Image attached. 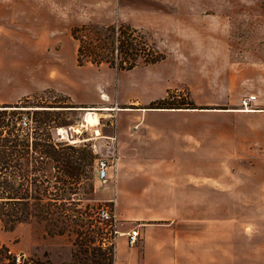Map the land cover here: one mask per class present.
Wrapping results in <instances>:
<instances>
[{"label": "rangeland", "instance_id": "obj_1", "mask_svg": "<svg viewBox=\"0 0 264 264\" xmlns=\"http://www.w3.org/2000/svg\"><path fill=\"white\" fill-rule=\"evenodd\" d=\"M88 24L131 26L149 47L168 59L169 68L176 71L173 88L165 98L168 105L220 107L227 103L219 100L223 93L241 87L230 76L241 64L264 68V0H0V106L18 104L62 110L52 117L62 125L54 137L68 145H86L95 155L94 164L88 169L93 178L92 193L77 204L87 223L82 237L71 231L63 235L52 233L45 223L34 219L17 224L12 230L0 224V244L9 250L8 259L0 264H100L92 261L99 250L106 255L105 259L98 258L102 260L99 262L110 264L108 258L113 257L114 249L109 245L111 230L98 217L101 208H113L104 201L112 190L98 179V170L99 162L113 154L115 142L110 138L115 135L116 125L114 113L101 109L137 106L118 104L125 99L148 109L151 103H144L143 85L149 73L144 68L153 64L139 62L135 70L128 72L104 64L78 68L73 64V46L68 38L74 27ZM41 25L63 28L64 50L53 52L57 66L39 69L38 73L55 82L42 89L22 87L24 84L19 86L18 82L26 86L33 79V68L28 66L45 55L37 52L34 41L39 38L32 31ZM38 63L42 66V60ZM70 66L82 74L86 83L81 99L72 93L76 85L75 75L67 74ZM168 73L159 64L150 75L165 77ZM32 109H21L23 127L27 122L35 125V116L29 111ZM88 113L98 116L97 126L84 124ZM59 129L67 133H63L64 139ZM260 153L264 165V150ZM261 168L256 185L248 192H264V166ZM75 188L86 191L83 180ZM72 204L67 202L64 208L71 209Z\"/></svg>", "mask_w": 264, "mask_h": 264}, {"label": "crops", "instance_id": "obj_2", "mask_svg": "<svg viewBox=\"0 0 264 264\" xmlns=\"http://www.w3.org/2000/svg\"><path fill=\"white\" fill-rule=\"evenodd\" d=\"M62 29H32L37 52L45 55L28 66L31 82L19 86L42 89L55 82L38 73L57 66L53 52L64 50ZM68 41L77 65L71 32ZM167 61L145 66V105L172 90L176 71ZM159 64L168 76L150 75ZM76 71L70 66L67 74L75 75L72 93L81 99L86 83ZM230 76L241 87L223 93L219 100L227 103L220 107L147 109L128 99L118 104L137 106L110 107L115 167L103 183L112 190L104 201L118 219L113 263L264 264V192H248L264 166V68L241 64ZM248 96H256L258 105L251 111L240 104ZM134 229L139 239L132 246L128 234Z\"/></svg>", "mask_w": 264, "mask_h": 264}, {"label": "trees", "instance_id": "obj_3", "mask_svg": "<svg viewBox=\"0 0 264 264\" xmlns=\"http://www.w3.org/2000/svg\"><path fill=\"white\" fill-rule=\"evenodd\" d=\"M71 35L78 42L79 67L104 64L128 72L139 66V62L151 65L165 59L131 26L88 24L74 27ZM166 102L167 99L153 102L148 109H195ZM22 108H33L29 111L35 116V125L30 122L21 125ZM52 108L56 107L0 106V224L12 230L17 224L34 219L45 223L52 233L63 235L71 231L82 237L87 223L77 204L92 193L93 178L88 169L93 166L95 155L86 145H68L54 137L62 125L52 117L63 111ZM81 180L84 192L75 188ZM78 196L82 198H75ZM67 202H72L74 207L64 208ZM8 253L0 244V261L8 259ZM98 258H106L101 250L92 261L106 264ZM108 260L112 264V255Z\"/></svg>", "mask_w": 264, "mask_h": 264}, {"label": "built area", "instance_id": "obj_4", "mask_svg": "<svg viewBox=\"0 0 264 264\" xmlns=\"http://www.w3.org/2000/svg\"><path fill=\"white\" fill-rule=\"evenodd\" d=\"M255 101H256V96H249V97L243 98L241 100L242 109L244 110L252 109L251 107L253 106ZM24 125L26 124L24 123ZM58 133L62 137V139H64L63 133L61 132H58ZM113 166L115 167L114 157L110 156L108 159L101 160L99 162L98 179L102 182H106L108 179V169ZM98 217L100 221L105 223L111 230V235L113 236V238L109 242V245L114 247V241H115L116 236L118 235V229H117L118 219H117V214L115 212V209L108 208V207L101 208L98 212ZM138 239H139V234L136 229L132 230L128 234V241L130 245L132 246L135 245L138 242Z\"/></svg>", "mask_w": 264, "mask_h": 264}, {"label": "bare ground", "instance_id": "obj_5", "mask_svg": "<svg viewBox=\"0 0 264 264\" xmlns=\"http://www.w3.org/2000/svg\"><path fill=\"white\" fill-rule=\"evenodd\" d=\"M101 110L104 112H108L111 109L110 108H102ZM84 124H86L87 126H90V127L97 126L99 124L98 116L94 113H88L87 116L85 117ZM59 131L61 133H65V130H63V129H59ZM79 132H80L79 130H75V133H79ZM95 132L97 133V135H99V131H95Z\"/></svg>", "mask_w": 264, "mask_h": 264}]
</instances>
